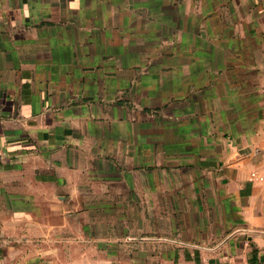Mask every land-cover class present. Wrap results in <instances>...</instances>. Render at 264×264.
<instances>
[{
	"label": "crops",
	"instance_id": "crops-1",
	"mask_svg": "<svg viewBox=\"0 0 264 264\" xmlns=\"http://www.w3.org/2000/svg\"><path fill=\"white\" fill-rule=\"evenodd\" d=\"M264 0H0V264H264Z\"/></svg>",
	"mask_w": 264,
	"mask_h": 264
},
{
	"label": "built area",
	"instance_id": "built-area-1",
	"mask_svg": "<svg viewBox=\"0 0 264 264\" xmlns=\"http://www.w3.org/2000/svg\"><path fill=\"white\" fill-rule=\"evenodd\" d=\"M250 180H251V181H255V180L264 181V176L259 175V174L256 173V172H252V173L250 174Z\"/></svg>",
	"mask_w": 264,
	"mask_h": 264
}]
</instances>
